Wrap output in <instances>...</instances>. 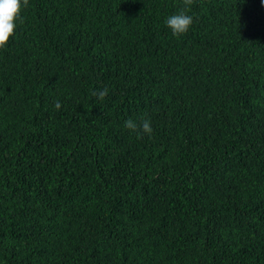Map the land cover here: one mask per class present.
Listing matches in <instances>:
<instances>
[{"label":"trees","instance_id":"trees-1","mask_svg":"<svg viewBox=\"0 0 264 264\" xmlns=\"http://www.w3.org/2000/svg\"><path fill=\"white\" fill-rule=\"evenodd\" d=\"M183 6L29 0L0 50V264H264V3L192 0L175 37Z\"/></svg>","mask_w":264,"mask_h":264},{"label":"clouds","instance_id":"clouds-1","mask_svg":"<svg viewBox=\"0 0 264 264\" xmlns=\"http://www.w3.org/2000/svg\"><path fill=\"white\" fill-rule=\"evenodd\" d=\"M264 3V0H262ZM192 0H183L181 10L166 18L165 24L175 37H181L189 33L194 24V17L188 14ZM29 5V0H0V50L8 47L10 41L15 36L18 23L22 19V13ZM98 98L103 101L108 96V89L96 93ZM60 101L54 103V108L60 110ZM125 128L137 135L153 134V127L150 119L142 118L139 122L133 119L125 121Z\"/></svg>","mask_w":264,"mask_h":264}]
</instances>
